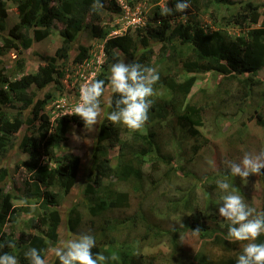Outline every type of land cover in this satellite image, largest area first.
Instances as JSON below:
<instances>
[{
    "label": "trees",
    "instance_id": "1",
    "mask_svg": "<svg viewBox=\"0 0 264 264\" xmlns=\"http://www.w3.org/2000/svg\"><path fill=\"white\" fill-rule=\"evenodd\" d=\"M149 1L155 6L154 25L150 24L146 31H129L110 38V34L118 26L103 25V21L106 15L120 12L116 0H102L103 8L95 12L91 10L93 0H0V57L7 55L11 50L22 55L34 42L49 38L54 31V25L63 26L60 31L61 47L56 50L54 57L49 58L48 64L40 66L35 73L20 74V78H13L0 60V156L9 152L13 137L24 132L19 148L29 155V160L23 162V166L31 174L32 184L26 181L28 188L25 189L26 197L24 196L23 200L26 204L32 202L35 205L33 209L15 206L14 200L18 197L12 192H6L4 186L10 170L0 166V245L9 242L15 245L12 248L0 247V254L7 252L15 255L20 263L28 264L24 253L30 247H35L47 261L48 248L55 249L60 245L62 226H67L69 232L76 234L84 224L85 216L79 207H72L67 216L63 215L60 210L61 196L53 191V188H58L61 195H68L78 183L82 159L72 154L58 155L56 150L66 139L70 123L76 121L82 126L84 122L78 116H64L53 122L47 112L48 105L57 93L63 92L62 80L67 76L64 66L71 61L73 48L84 32L105 41L106 60L101 67L102 74L97 78L105 81V89L110 86L111 65L124 61L151 67L155 45H161L157 72L160 79L154 85L153 96L161 102L153 104L151 109L158 112L159 118L162 119L161 105L167 107L180 128L189 130V138L195 142L198 141L199 128L205 125L204 119L211 107L210 103L216 96L206 95L199 102L194 101L193 91L200 77L206 74L213 73L220 77L217 90L223 80L236 82L242 87V90L238 88L241 95L235 98V101L228 104L218 103L214 114L216 118L227 117L229 113L225 111L229 108L234 109L233 114L254 109L249 120L264 127L261 105L254 108L255 103L251 101L252 90L264 82L257 78L259 72L264 70V4H257L259 0H245L236 7L233 0H189L190 8L185 13L173 11L172 14L164 16L159 6L162 0ZM174 2L175 0H172L168 8H174ZM10 3L15 5L19 16V22L11 29L8 23ZM211 8L214 11L226 9L232 12L229 17L221 18V22L225 23L219 25L218 29L206 30L197 20V14L208 13ZM214 11L209 16L216 20ZM181 19L187 20L185 23H175ZM230 25L239 28L241 33L231 35L226 29ZM78 49L79 54L73 60L75 65L87 61L91 56L85 46L80 45ZM22 67L21 64L18 69L21 70ZM17 73L14 72V75ZM50 86H54L55 90L48 91L41 98L40 93ZM157 93H162V96ZM103 96L104 93L100 98V106ZM116 98L117 94L112 93L109 112L113 110ZM12 104H20L22 107L19 110L27 111L26 117L20 118L18 114L1 109L2 106ZM123 127L122 124H113L107 117L104 118L92 153L95 161L85 187V195L98 198V202L87 206L86 214L99 233L94 228L85 233L93 235L96 240L93 252L101 253L105 248L115 247L125 232L128 242L132 238V228L128 226L136 229L140 223L145 231L141 235L136 233V238H133L131 244L135 245L137 242L142 248L168 242L171 247V261L167 262L170 264H236L243 246L249 241L230 240L227 229L216 225L219 222L218 214L210 215L202 210H195L193 190L171 201L167 208H163L158 214L165 218L170 215L168 212H189L191 215L186 226L161 228L159 224L151 223L142 215H139L138 219L135 214L115 223L108 219L101 222V218L108 211L130 206L131 191H121L117 186L132 185L134 181L142 183L146 161L157 158L155 164L164 165H172L173 161L170 154H162L161 145L158 143L159 133L154 126L146 129L143 127L139 131L125 128L131 137L126 139L121 136ZM34 133H37L38 138H32ZM107 143L119 147L118 164L115 167L111 166L106 152ZM184 172V166H171L166 174L163 173L162 181L170 175L180 177ZM190 175V172H185V176ZM227 177L232 176L227 174ZM106 179H112L110 186L104 185ZM114 186L116 187L113 188ZM134 190L138 191L136 188ZM208 196L211 201L213 197ZM215 207L218 209L214 206L215 210ZM24 213L32 216L22 219ZM9 223L13 227L21 223V231L5 230ZM197 228L200 231L194 234L193 230ZM187 232L200 239L195 253L181 249L182 238ZM256 242L264 243V234ZM128 250V254L136 253L135 246H129ZM183 252L185 255L182 258ZM50 264H59L58 258L54 256Z\"/></svg>",
    "mask_w": 264,
    "mask_h": 264
},
{
    "label": "rangeland",
    "instance_id": "2",
    "mask_svg": "<svg viewBox=\"0 0 264 264\" xmlns=\"http://www.w3.org/2000/svg\"><path fill=\"white\" fill-rule=\"evenodd\" d=\"M233 1L236 2V7L245 2V0ZM127 2L132 3L131 8H129V16H127L125 12L117 14L111 13L105 16L103 25L110 24V26H118L114 29V32H118V35H124L129 31H131V33L137 30L146 31L150 24H155V22L153 23L155 6L150 3L149 0H129ZM170 2H172V0H162L159 6L163 9L164 7H168ZM257 4H264V0L257 1ZM9 9L8 23L9 29H11L19 22V16L13 3L9 4ZM213 11L214 9L211 8L208 13L200 12L197 14V20L206 30L218 29L219 25L225 23L221 22V18L229 17L232 12L226 9L214 11L215 16L217 15V19L214 20L209 16ZM193 13L194 12H192V14ZM186 20H177L175 23H185ZM175 23H173L174 26L176 25ZM53 28L54 31L49 38L40 42H34L31 48L24 51V54L18 55L16 51L11 50L7 55L0 57L5 69L13 78H20V74L35 73L40 66L48 64L49 58L55 56L56 50L62 45L60 31L63 26L57 24L54 25ZM226 29L231 35L241 33L240 29L235 28L233 25H230V27ZM80 45L89 49L91 55L89 64L91 70L93 69L94 72L93 78H96V74L97 78L102 74L101 67L105 64L106 57L105 52L103 53L105 41L92 37L89 32H84L73 48L71 61L64 66L67 75L64 79L65 82L62 80L65 84L64 92L67 91L68 84L71 91H69L66 98L63 100H61L57 93L48 107L47 112L50 113L52 121H54L55 117H57L56 115L60 113V111H58V106H61V112L70 111L73 110L79 102L80 96L75 94L76 89L73 87V85H75L73 76L76 69L73 60L75 56L79 54L78 47ZM160 49L161 45H155V54L151 61V67L154 68L156 72L159 70ZM21 64L23 67L19 70L18 66ZM58 64L60 65L61 62H58ZM14 72H19V74L17 73V75H14ZM68 78H70V80ZM97 78L94 80H97ZM257 78L264 80V70L259 72ZM220 80V77L213 73L202 75L193 91L194 101L197 100L198 102L206 95L216 94L215 99L210 103L211 107L207 111V116H205V125L203 128H199L197 142L189 138L191 134L189 130L184 131L180 128L172 112L167 107L161 105L162 109L160 112H162L163 115L162 119L159 118L158 112H153L150 108L149 120L144 128L146 129L154 126L158 130V143L161 145L162 154H170V156L173 157L172 165H164L163 163L155 164L157 158L156 160L146 161L143 167L142 183L134 181L132 185L121 184L117 186L121 191H131L129 200L130 206L125 209L121 208L108 211L106 215L101 218V222L104 219H108L115 223L117 220H125L135 214L138 219L139 215H142L151 223L159 224L161 228L186 226L191 215L189 212L185 214L180 211L179 213L168 212L170 215L164 218L158 216L160 210L167 208L171 201L181 198L183 194L193 190L195 193V210H202L210 215L218 214V209L215 207L217 209L215 210L214 206L218 207L222 202V196L226 194L217 187L216 182L218 180H224L228 182L230 186L234 187L236 194L241 195L250 207L255 208L258 212L264 211V175H250L247 179V183H244L239 176L227 177L229 172L224 164L226 160L239 162L245 152L258 153L261 149H264V127L258 126L256 121L249 120L251 114L254 113V109L246 111L245 113L233 114L232 111L234 109L229 108L226 109V111L224 110L229 113L227 117L225 116L223 119L216 118L214 114H216L215 109L218 103L224 102L228 104L235 101V98L241 95L239 89L242 90V87H239L236 82H227L225 80L221 82V86L219 90H217V84ZM54 90V86H50L40 93V97L43 98L44 94L48 91L53 92ZM216 91L218 92L216 93ZM157 95L161 97L162 93H157ZM218 95L220 96L219 99ZM111 97L112 90L110 87H107L102 99L101 113L97 119L96 125L86 128L85 125L79 126L76 121H72L70 123V129L66 134V139L56 150L58 155L72 154L82 159L76 187L68 195L64 196L61 195L58 188H53V191L61 196L60 210L64 216H67L72 207H79L81 213L85 216L84 224L78 229L76 234L69 232L67 226H62L60 244L63 241L73 239L79 234L85 233V231L91 228H94L99 233V230L94 227L95 225L91 223L89 216L86 214V207L96 204L98 198L87 197L85 195V187L91 170H93L92 166L95 158L92 153L99 133V127L104 118L108 116ZM152 99L154 101L153 104L161 102L160 100H156L155 97ZM251 101L255 103V105L252 103L254 108L261 105L260 110L264 113V82L252 90ZM12 105L2 106L1 109L12 114H18L20 118L26 117L27 111H20L19 108L22 107L20 104ZM53 112L56 113L54 114ZM125 128L127 127H123L122 139L130 137V133H126ZM23 138L24 132L13 137V144L9 147V152L4 156H0V166L7 167L10 170L9 178L5 181L4 186L6 192H12L18 197L14 200L15 206H25L24 208L33 209L35 205H33L32 202L26 204L23 200L25 189L28 188L26 181L32 184L31 174H29L26 167L23 166V162L29 160V155L19 148V143ZM32 138H38L37 133H34ZM106 152L111 160V166H117L119 147H114L107 143ZM171 166H184L185 172H190V177L185 176L184 172V174H180V177L166 175L167 179L162 181L163 173L166 174L168 168ZM262 172H264V170H262ZM111 182L112 179H106L104 185L110 186ZM195 185H198V187H195ZM115 187L116 186L113 188ZM134 188L138 189V191L134 190ZM231 190L232 188L229 189V191ZM208 195L213 197L211 201L208 200ZM31 216L30 214L24 213L22 219H27ZM137 225L136 229L131 225L128 226V228H132V230H130L132 234L131 240L127 242V232H125L120 236L115 247L105 248L101 253L108 256L115 255L117 259L113 261L112 264H170L167 262L171 261L169 257L171 247L168 242L164 241L153 247L142 246V248H140L137 242L135 245L131 244L133 238H136V233L141 235L145 231V228L143 226L141 227L142 224L140 225L139 223ZM216 225H221L223 229H228L227 226L229 222L219 217V222H217ZM10 229H14L15 232H20L22 225L18 223L13 227L11 223H9L5 230L10 232ZM199 243L200 239L198 237H192L191 234L187 232L182 238L181 249L185 252L195 253L198 250L196 247ZM129 246H135L136 253L132 254L130 252L128 254ZM47 255L46 264H50L55 256L54 249L48 248ZM184 255L185 253L183 252L181 254L182 258ZM19 264L23 263L19 262Z\"/></svg>",
    "mask_w": 264,
    "mask_h": 264
},
{
    "label": "clouds",
    "instance_id": "3",
    "mask_svg": "<svg viewBox=\"0 0 264 264\" xmlns=\"http://www.w3.org/2000/svg\"><path fill=\"white\" fill-rule=\"evenodd\" d=\"M127 1L129 0H116L121 9L119 13H127V9L131 8L132 3ZM103 6L102 0H93L91 10L95 12ZM189 8V0H175L174 8L164 7L162 15H170L173 11L185 13ZM113 33L114 31L110 35H114ZM116 33L115 36H118V32ZM90 59L91 56L85 62H89ZM80 64L76 65V69ZM73 78L75 83L73 87L76 89L75 94L80 96L79 102L73 110H70L72 112H61L62 110L59 107L58 111L60 113L56 115L54 121L64 116L72 117L71 115H75L80 117L86 128L93 127L96 125L101 113L100 98L105 93V81L94 80L97 78V74L96 78H91L88 83L77 79L75 74ZM68 79L70 80V78ZM159 79L160 77L154 68L140 63L118 61L111 65L110 86L108 87L111 88L112 93L117 94V98L114 101L113 110L110 113L108 111L107 119L113 124H123L132 131L142 129L149 120V111L154 102L152 99L154 85ZM64 82L63 92L65 89ZM69 91H71V88L68 84L67 91L64 94L63 92L59 94L61 100L66 98ZM73 136L75 138L74 134ZM224 164L231 176H239L244 183H247L250 175H264V172H262L264 170V149H261L258 153L245 152L239 162L226 160ZM216 183L217 187L226 193L222 196V202L218 205V215L229 222L228 237L230 240L235 241H249L243 246L236 264H264V243L256 242L264 234V211L258 212L255 208L250 207L241 195L236 194L235 188L230 186L228 182L218 180ZM230 188H232L231 191H229ZM199 231L200 229L197 228L193 230V233L198 234ZM0 247L12 248L15 245L9 242L0 245ZM95 247L96 240L94 236L82 233L73 239L61 242L54 249V254L58 258L59 264H112L117 259L115 255L108 256L100 252L94 253L93 249ZM24 256L28 264H46L40 250L35 247H30L24 253ZM0 264H19V261L15 255L5 252L0 254Z\"/></svg>",
    "mask_w": 264,
    "mask_h": 264
},
{
    "label": "built area",
    "instance_id": "4",
    "mask_svg": "<svg viewBox=\"0 0 264 264\" xmlns=\"http://www.w3.org/2000/svg\"><path fill=\"white\" fill-rule=\"evenodd\" d=\"M126 15L127 16L130 15V10L129 9H127ZM133 24H137V23H133ZM113 34L116 35L117 33L114 32ZM75 75H76L77 79H80V81H83L84 83H88V82L91 81V78L94 77V72H93V69L91 70L89 62H85L83 64H80L77 67ZM58 107H61V106H58Z\"/></svg>",
    "mask_w": 264,
    "mask_h": 264
}]
</instances>
